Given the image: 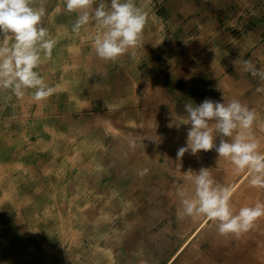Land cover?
<instances>
[{
    "label": "crops",
    "instance_id": "0c3cea01",
    "mask_svg": "<svg viewBox=\"0 0 264 264\" xmlns=\"http://www.w3.org/2000/svg\"><path fill=\"white\" fill-rule=\"evenodd\" d=\"M99 2L97 0V5ZM104 2L110 5L111 0ZM134 2L148 14L143 43L140 47L129 49L116 61H105L97 56L94 49V39L99 31L95 22L90 21L79 32H74L77 13L66 11V0H44L46 14L42 18V26L56 40V46L51 59L43 60L36 70L56 91L46 101L36 102L31 96L33 90H27L22 98L9 90H0V196L5 189L4 176L11 181L12 174L25 175L24 170L21 174L14 170L23 168V164H19V152L23 156L25 152L37 153L41 149L44 155L45 147H61L62 151H66L65 131L68 127L70 135H75L76 139L72 147H82L83 125H88L90 129V134L86 136L94 137L87 140L90 146L98 144L103 133L99 126L105 128L99 122L112 120V117L122 121V124L118 121L117 130H125L123 134L131 136L132 131H138L139 136H150L153 133L149 129L154 132L161 128L160 134L170 138L168 144L171 147H149L146 142L147 147H138L139 153H142L140 163L148 166L146 173L151 176L146 177L142 173L138 180H130L132 185L140 188L151 181L159 185V191L144 192L142 188L133 192V197L129 198L135 201L132 204L134 211L128 218L124 216L122 225L114 231L122 234L118 233L109 240L102 239L95 245L98 248L96 251H92L88 244L84 246L83 240L66 246L62 232L67 228L71 231V227L61 223L60 219L59 227L45 228L40 223L41 229L22 231L21 234L31 233L26 234L27 240L22 239L20 234L21 241L10 246L14 252L5 261L0 246V264H188L192 254L185 253V250L203 223L202 226L210 223L212 230L207 233V254L210 258L206 257V253L201 257L206 264H242L243 253L248 255L261 243L264 244V217L250 231L236 238L221 236L217 223L204 216L191 218L178 215L181 204L176 195L177 186L186 187L190 194L194 190L192 181L184 176L189 169L197 173L201 168L209 169L217 184L231 186L233 194L230 203L234 213H238L241 207L264 202V189L250 186V174H237L234 165L219 158L215 150L201 151L195 156L188 152L177 159V150L186 146L191 124H181L179 129L167 127L175 119L187 120L184 111L186 103L199 105L206 98L218 102L237 99L255 111L257 120L253 125V135L264 152V92L256 90L264 88V82L246 71L243 63L249 60L257 69H264V0ZM34 6L39 7V0ZM236 60L238 62L234 64ZM7 103L12 105L10 118L6 115ZM15 104L21 105L20 109ZM132 118L140 121L135 125L138 127L129 129L131 124L128 123L126 129L125 122H130ZM72 125L73 133L70 130ZM57 131L65 136L48 144V136L56 135ZM153 150L157 151L156 155ZM164 152L168 154L167 160L161 162L158 158L161 160ZM64 162L60 161L57 167L66 172L67 163ZM15 164L19 166L6 175V170ZM42 164L38 169L32 167L34 177L42 175L40 170L46 167V162L42 161ZM73 167L71 175H75L76 179L82 178V159ZM62 174L64 172L58 173L60 179ZM18 180L23 185L21 191L26 192L25 187L32 188L31 183ZM40 188L43 192L45 186ZM45 191V196H39L41 199L52 194L47 188ZM156 200L160 201L159 204ZM164 200L170 201V209L175 211L171 216L175 220H169L167 225L162 226L165 216L161 212L163 207L159 206H164ZM137 215L149 220H140L139 223L134 218ZM176 222L177 230L174 228ZM2 226L0 222V228ZM44 228L47 235L37 234ZM108 231L111 232V229ZM28 239L34 242L29 244ZM200 243V246L204 245L203 241ZM20 247L21 255L28 247L24 253L25 260L19 257ZM31 254L37 255L36 258L29 259ZM182 255L183 258L178 260Z\"/></svg>",
    "mask_w": 264,
    "mask_h": 264
},
{
    "label": "clouds",
    "instance_id": "9594fccd",
    "mask_svg": "<svg viewBox=\"0 0 264 264\" xmlns=\"http://www.w3.org/2000/svg\"><path fill=\"white\" fill-rule=\"evenodd\" d=\"M36 2L0 0V90H9L18 98H22L27 90H33L32 99L42 102L56 89L47 85L36 69L43 60L51 59L56 40L42 26L46 14L44 0H39V7L34 6ZM66 11L77 13L74 32H79L90 21L95 22L99 31L94 39V49L102 60L116 61L129 49L143 43L148 14L134 0H111L110 5L104 0L98 5L97 0H66ZM243 63L246 71L264 82V69H257L249 60ZM256 90L264 92V88ZM184 111L187 113L185 122L175 119L167 124L170 129L191 124L186 146L177 150V159L188 152L195 156L201 151L215 150L219 158L234 165L237 174H250V186L264 189V152L253 135L257 120L254 110L237 99L218 102L206 98L199 105L186 103ZM129 146L136 147L134 139L129 141ZM184 176L192 181L194 190L190 194L186 187L177 186L176 195L181 204L178 215L204 216L217 223L221 236L236 238L250 231L264 217V202L259 201L234 213L230 203L232 187L217 184L209 169L201 168L198 173L189 169Z\"/></svg>",
    "mask_w": 264,
    "mask_h": 264
},
{
    "label": "rangeland",
    "instance_id": "374dc122",
    "mask_svg": "<svg viewBox=\"0 0 264 264\" xmlns=\"http://www.w3.org/2000/svg\"><path fill=\"white\" fill-rule=\"evenodd\" d=\"M5 106H6L7 118H10L11 116L10 110L12 105L10 103H7V105ZM15 106H17L18 109H20L21 105L15 104ZM99 108L101 110L102 106L99 105ZM100 114H102V111ZM118 121L120 123L122 122L121 120ZM118 121L112 118V120L109 119L99 122L100 125L104 124L105 128L102 127L103 128L102 129L101 126H99L103 133L100 135V139L97 141L98 142L97 145H91V146L89 145L87 140H89L90 136H86V134L88 135L90 134V129L88 128V125L86 126L83 125L84 147H72V145L74 146L76 139L72 137L75 135H70V131L68 127L67 130L65 131V134L67 136V138H65L67 139L66 145H68L66 151H62L61 147H45L44 155H42L43 152H41L42 151L41 149L39 150L40 152L37 153L27 154L28 152H25L23 153V156L22 153L19 152V162H20L19 164L20 165L23 164L22 165L23 168L17 169L16 167L19 164L11 165V168L6 170V175L7 173L10 174L11 172H13L14 168H16L14 169L15 171L18 170V172L20 173H22V171L24 170L23 172L25 175L23 176V174H21L22 177H20V175L17 176V174H12L11 181L9 180L10 182L6 180L7 178L4 176L3 179H4L5 189L0 196V212H2V214H0L1 215L0 222L3 223V226L0 228V241L2 239V244L0 246L2 248L4 261L7 260V258L9 259V255H11V253L14 252V250L11 247L13 246V244L17 245V243L21 241V235L23 236L22 239L27 240L26 234L31 233V232H27V233L23 232L21 234L22 231L24 230L32 231L34 228L37 227H40L39 229L42 228L41 226L42 224L40 225V223L38 221H35L34 219L38 218L40 221H44V219H47L46 218L47 216L46 217L42 216V214L40 216L36 213L37 211L42 210L41 207L49 208L50 206H53L51 205L50 202L43 203V199L40 198L42 196H45L43 193L46 190V188L49 190L48 192L51 191L52 199L54 200V202L58 200L60 201V203L63 204L62 206L59 207V209L62 208L61 209L62 212L59 211L57 207L53 208V210L55 209L54 214H56V216L59 219H61V223H65L66 225H68V227H71L70 229L71 231H69V228H67V230L62 232L67 241L66 246L73 245L76 242L83 240L84 246L85 245L87 246L88 244L89 246H91L92 251L93 250L96 251L98 250V248H95V245H98L99 242L102 241V239L105 240H109L110 238L112 239L114 235L119 233L114 231L118 229V226L122 225L124 216H127L126 218H128L131 215V213H133L134 211L132 204H134L135 201L134 199L129 198V196L133 197V192H136L138 191V189L143 188V187L140 188V186L137 185H132L130 180L132 178L138 180V177L142 175V173L143 175L145 174L147 175L146 171H148L147 170L148 166H146V164L140 163V160L142 159L141 157L142 153H139L138 147H147V145L149 147H171V145L168 144L170 138L162 136L160 134L162 132L160 131L161 128L157 131H154L156 133L158 132L157 135H155L154 132L149 129V131L153 133V135L149 136L146 134L147 135L146 136L144 134L139 136L138 131H134V132L132 131L131 136H129L127 134H123L125 133V130L124 132L123 130H121V128L119 131L117 130L120 125ZM137 122L139 123L140 121H138L136 118H132L130 122L129 121L125 122V128L128 129L129 124H131L129 126V129L138 127L135 126L137 125L136 124ZM70 130L71 133L74 132L73 125ZM56 133H57L56 135L51 134L50 136H48V144H51L53 141L56 142L58 139H60V136L63 135V134L59 135V131H57ZM90 139H94V137L92 136V138ZM132 139L135 140L136 143L135 148H131L129 146V141ZM145 142L147 143V145L144 144ZM37 148H43V147H37ZM79 148H82V150ZM86 148L89 149L87 150ZM131 151L134 153H132ZM164 153L165 154L163 155L161 160L160 158H158L159 161L161 162L167 160L168 154L167 152ZM156 154L157 151L155 152V155ZM80 159H83L82 170H81L82 178L76 179L75 175H71L72 173L71 171L74 168L73 164L76 163L77 161L79 162ZM42 161L46 162V167H41L40 170L42 174L41 176L36 175L34 177L32 175V173L34 172L32 167L38 169L40 163L41 166L43 165ZM60 161H65V162L67 161L66 172L65 170L58 169L57 165ZM43 168H45V171H43ZM63 172L64 175L62 174L60 179L58 177V173H63ZM148 176L151 175H147L146 177ZM18 179L31 183L32 188L25 187L24 190L26 192L21 191L20 188L23 187V185H20L21 183ZM42 186H45L43 192H41L42 189L40 188ZM143 186L145 189L143 188L142 191L144 192L149 191L151 193H155L159 191V185H155L151 183V181H149V183L143 184ZM38 188H40L41 190ZM53 188H55L56 190ZM58 190L61 192H59ZM156 201L159 204L160 201L158 200ZM76 203L78 204L77 207H76ZM16 205L20 206V210L22 208L23 212H25L24 210L26 209V212H30V213H24L22 215L21 214L19 215L17 213ZM163 205L164 206H159V207H163V210L161 209L159 210H161L162 214L165 216L164 217L165 221L162 226L167 225L169 223V220L171 221L173 220V222L175 220L173 216H171V214H173L175 211H172L170 209V201L164 200ZM60 213L62 214L60 215ZM135 217L139 221L140 220L145 221V219L149 220L147 217H143V216L137 215L134 216V218ZM141 221L139 223H141ZM127 222L130 223L128 220ZM131 222L134 223V221ZM153 223H155V221H153ZM88 228H91V231H88ZM174 228L175 230L178 229L177 222L174 224ZM108 229H111V232H109ZM200 229H199L200 231L198 230L199 233L192 238V240L190 241L189 245L185 250V253H189L192 255L195 253V255L193 256L190 255V258L188 257L189 258L188 264H206L203 262V258H201L205 256L203 255L204 253H206V257L208 259L210 258L208 256L209 254H207V251H209L208 249L209 239L207 233L208 230L210 229V223L204 226L201 225ZM44 230L45 228L43 229V231L40 230L39 232L37 231V234L38 233L41 234L44 233V235L48 234L44 232ZM182 230H185V228ZM52 234L58 235L57 232H53ZM119 234H122V232H120ZM200 241H203L204 245L200 246L201 245ZM28 242L29 244L30 242L32 244L34 240L31 241V239H28ZM43 242L45 241L43 240ZM27 248L26 250H28ZM70 249L71 248H66V250H70ZM87 249L89 250L90 248ZM21 250L22 248L20 247L19 257L25 260L26 256L24 255V253L26 252V250H23L22 253L23 255H21ZM263 252H264V244L261 243L258 249H255L252 252H248L249 256L243 253L242 261L244 257H248L249 264L250 263L264 264ZM196 253L198 254L196 255ZM183 255L180 256L178 260H180V258L182 259ZM36 256L37 255L31 254L29 256V259L31 258L33 260L36 258ZM243 263L244 261L242 262V264Z\"/></svg>",
    "mask_w": 264,
    "mask_h": 264
},
{
    "label": "bare ground",
    "instance_id": "6f19581e",
    "mask_svg": "<svg viewBox=\"0 0 264 264\" xmlns=\"http://www.w3.org/2000/svg\"><path fill=\"white\" fill-rule=\"evenodd\" d=\"M110 118V117H109ZM113 118V117H112ZM53 121V120H52ZM85 129V128H84ZM107 130V129H106ZM84 132V131H83ZM110 132H111V130H110ZM118 134V133H117ZM149 134V133H148ZM84 136V135H83ZM73 137V136H72ZM92 138V137H91ZM89 139H90V137H89ZM91 142V141H90ZM109 142V141H108ZM78 143V142H77ZM96 143V142H95ZM124 143V142H123ZM97 144V143H96ZM95 144V145H96ZM105 144V143H104ZM80 145V144H79ZM82 145V144H81ZM89 145H90V143H89ZM88 145V146H89ZM112 145V144H111ZM71 146V145H70ZM100 146V145H99ZM108 146V145H107ZM117 146V145H116ZM146 146V145H145ZM79 147V146H78ZM82 147H84V146H82ZM128 147V146H127ZM87 149V148H86ZM89 149V148H88ZM87 149V150H88ZM83 150H85V149H83ZM93 150V149H92ZM155 150V149H154ZM153 150V151H154ZM163 150V149H162ZM133 151V150H132ZM131 151V152H132ZM69 152V151H68ZM91 152V151H90ZM148 152V151H147ZM151 152V151H150ZM155 152V151H154ZM132 153H134V152H132ZM17 154V153H16ZM60 154V153H59ZM81 154V153H80ZM90 154H92V153H90ZM145 154V153H144ZM61 155V154H60ZM152 155V154H151ZM137 156V155H136ZM50 157V156H49ZM54 157V156H53ZM59 157V156H58ZM64 157V156H63ZM165 157V156H164ZM172 157V156H171ZM64 159V158H63ZM131 159H132V157H131ZM60 160V159H59ZM83 160V159H82ZM23 162V161H22ZM67 162V161H66ZM89 162V161H88ZM85 163V162H84ZM4 164V163H3ZM60 164V163H59ZM87 164V163H86ZM19 166V165H18ZM1 167H2V164H1ZM22 167V166H21ZM3 168H4V166H3ZM60 168V167H59ZM81 168V167H80ZM22 169V168H21ZM56 169V168H55ZM57 170V169H56ZM60 170V169H59ZM58 170V171H59ZM1 171V170H0ZM27 171V170H26ZM51 172V171H50ZM54 172V171H53ZM110 172V171H109ZM92 173V172H91ZM21 174V173H20ZM3 175V174H2ZM52 176V175H51ZM54 176V175H53ZM55 177H56V175H55ZM84 179V178H83ZM50 181V180H49ZM53 181V180H52ZM55 181V180H54ZM61 182V181H60ZM54 183V182H53ZM77 183V182H76ZM84 184V183H83ZM67 185V184H66ZM75 185V184H74ZM104 186V185H103ZM59 188V187H58ZM77 188V187H76ZM53 189H55V188H53ZM56 190V189H55ZM71 190V189H70ZM104 190V189H103ZM13 191V190H12ZM59 191V190H58ZM59 192H61V191H59ZM77 192V191H76ZM10 193V192H9ZM82 193V192H81ZM79 194V193H78ZM16 195V194H15ZM56 199V198H55ZM32 200V199H31ZM32 202V201H31ZM35 202V201H34ZM44 202H50L51 203V205H53V206H50L49 208L47 207V208H44L43 210H42V212H41V210H39L36 214H38V215H40L41 216V214H42V216H47L46 218L47 219H45L44 221H40L38 218H35L34 220L35 221H38L39 223H41V224H43L44 226H45V228L46 227H48V226H55V227H59V224H60V219L56 216V214H54V210H53V208L54 207H57L58 209H59V207L60 206H62L63 204L62 203H60V201H58V200H56L55 202H54V200L52 199V195H47L45 198H43V203ZM144 202V201H143ZM69 203V202H68ZM95 203V202H94ZM33 204V203H32ZM77 203H76V207H77ZM89 206V205H88ZM69 207V206H68ZM90 207V206H89ZM16 209H17V213L20 215H22V214H24V213H30V212H26V210H25V212H23L22 211V208H21V210H20V206H17L16 205ZM61 209L62 208H60L59 209V211H61ZM74 210V209H73ZM89 210V209H88ZM58 211V212H59ZM76 211H77V209H76ZM62 212V211H61ZM107 212V211H106ZM34 213V212H33ZM76 213V212H75ZM62 213H60V215H61ZM84 214V213H83ZM96 214V213H95ZM101 214V213H100ZM108 214V213H107ZM92 216V215H91ZM42 220V219H41ZM97 220V219H96ZM101 221V220H100ZM99 223H101V222H99ZM92 224V223H91ZM204 224V223H203ZM202 224V225H203ZM200 228H201V226H199ZM200 228H198L197 229V231L193 234V236L198 232V230L200 229ZM48 231V230H47ZM46 234V233H45ZM47 235V234H46ZM53 236V235H52ZM55 237V236H54ZM50 238V237H49ZM43 247V246H42ZM44 248V247H43ZM264 253V252H263ZM243 261H244V263L243 264H249V258L248 257H244L243 258ZM251 264V263H250Z\"/></svg>",
    "mask_w": 264,
    "mask_h": 264
}]
</instances>
